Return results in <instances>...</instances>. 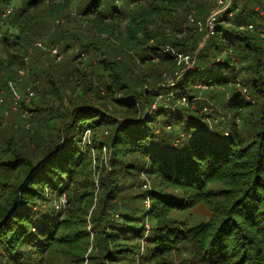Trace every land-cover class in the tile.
I'll return each instance as SVG.
<instances>
[{"label":"trees","instance_id":"trees-1","mask_svg":"<svg viewBox=\"0 0 264 264\" xmlns=\"http://www.w3.org/2000/svg\"><path fill=\"white\" fill-rule=\"evenodd\" d=\"M43 1L31 0L28 4L36 6ZM103 1L87 0L78 14L93 17L91 28L96 32L113 35L125 12L115 13L113 0L108 4ZM131 1L143 12L138 13L134 8L128 14L132 15L134 32L127 36V42L133 51H125L122 47L121 50L132 60L131 54H138L135 56L140 58L142 65L134 58L136 68L140 69L138 72L134 69V75L137 80H143L145 86L138 87L135 92L130 90L123 77L121 61L104 59L101 68L109 78L106 88L98 90L102 91V98L115 99L125 110L124 115H128L129 124L121 123L104 108L90 104L93 102L76 103L67 114L44 102L50 93L61 95L60 90L66 83L74 84L76 92L79 89L85 93L96 91L91 76L81 72V65L76 67L75 63L76 71L60 83L51 74L46 76L39 66L34 78L42 84L26 110L40 122L31 129L19 125L21 119L29 124L34 119H24L11 108V114H4L6 118L0 113V140L3 142L0 175L8 173L13 177L15 174L8 203L0 211V261L62 264L56 263L51 255L56 251L69 264H84L86 258L90 264H137L135 255L145 239L149 245L143 259L147 258L151 264H176L171 257L180 245L191 247L193 257L201 264H264V102L256 108L253 98L247 101L236 88L238 79L231 76L236 63L242 61V69L248 72L242 84L256 100L259 96L264 100L263 39L249 29L238 31L222 23L204 47L199 46L202 34L196 35V32L184 39L168 37L166 32L158 37L154 31L149 32L151 15L162 17L177 30L190 14L203 19L213 4L209 0ZM11 2L0 0V16ZM145 2L147 5H142ZM233 3L239 10L234 26L245 27L252 23L257 30H264V17L254 10L256 6L264 9V0H233ZM62 6L53 4L48 11L56 13ZM18 12L14 23L23 16L27 18ZM223 21H229L228 12L220 19ZM26 27L27 24L22 25ZM42 28L39 26L31 36L43 33L39 32ZM58 31L61 35L50 37V46L44 44V48H61L60 41L64 38L77 42L66 27ZM46 32L47 36L53 34ZM27 34H17L14 39L7 35L2 37L3 46L14 50L7 61L0 58L5 75L12 67L24 64L23 54H26L29 37L31 45L34 43L31 36L26 38ZM94 36L83 33L80 48L92 51L89 54L91 62L104 56L94 43ZM151 39H157L153 48L162 56L160 62H144ZM167 44L186 53L198 50L197 60L194 68L170 88L173 91L168 101L156 104L157 108L153 109L152 103L159 94L156 89L162 80L160 69L174 59L170 53L158 49ZM225 46L231 51L220 58ZM234 53L237 61L232 57ZM7 85L6 82L2 87ZM80 85L83 86L77 87ZM198 91L204 96L200 97L203 93ZM116 92L121 95L114 97ZM208 102L228 108L235 117L239 114L241 128L207 111ZM0 106L6 107L5 104ZM248 109L259 111V126L249 141L245 134L252 132L253 127L242 113ZM109 149L110 173L107 164L98 163L93 157ZM102 167L99 191L102 201L97 205L94 170ZM143 171L152 177L155 187L146 194L135 190L141 183L138 175ZM212 185H218V189L211 188ZM46 188L51 189V197H46ZM64 192L67 203L63 210L72 220L64 218L65 211L56 208L58 197ZM146 195L151 199L150 212L144 207ZM202 203L212 211V216L205 221L193 218L179 221L170 216L173 211L183 213ZM148 221L153 223L150 233H146ZM152 235L155 237L151 238ZM65 244L73 246L74 255L69 251L63 253L61 248Z\"/></svg>","mask_w":264,"mask_h":264},{"label":"rangeland","instance_id":"rangeland-1","mask_svg":"<svg viewBox=\"0 0 264 264\" xmlns=\"http://www.w3.org/2000/svg\"><path fill=\"white\" fill-rule=\"evenodd\" d=\"M31 0H15L14 1V5H15V11H14V15L11 19H9V21L7 23H5L0 30V58L3 59V61H7V58L11 57V54L14 52L12 47H7V46H3L1 39L4 35H7L10 39H14L15 35L17 34H22L24 33H28L26 35L27 36H31V32L35 31L36 29H38L39 26H42L44 28L40 29V31H44L43 33L40 34H33L32 37V41H37V40H41L43 42V44H46V46H50V42H49V38L50 37H54L56 38V36L58 34L61 35L60 31H58L61 27H66V25H69L71 28L70 33H72L73 38H75V40L77 42H75L72 38H64L60 41V45L61 48L59 47H53L57 48L59 51V54L62 56V58L59 56H53L49 51H44L42 54V60L43 61H39V66L41 68V70L43 71V73L48 76L49 74H51L55 80H59V83L62 82L63 79L70 77L71 74H73L76 69L74 66V63L76 65V67H79L78 65H81L79 68V70L81 72H85V74L87 76H91L90 79H92V81L95 82V85L93 86L94 88H96V91H92L94 92L92 95V92L90 93H85L82 89H79L76 92V89H74L73 87L74 84H68L66 83L65 86H63V89L60 90V94L61 95H57L55 96L54 94L50 93L49 94V98H44V102L46 104H49L51 107H53V109L57 110L58 108L60 109L59 111H63L66 114L69 113L73 107L74 104L79 103L82 104V102H93L90 104H94V105H98L101 108H104L105 110H107L109 112V114L113 117H116L121 123L123 124H129L131 121L126 118L128 115H124V109L121 108V106L115 101L114 98H110V100L108 101V99L102 98L103 94L102 91L106 88V82L108 81V76H104V72L102 71V63L104 61V59L109 60V61H115V60H120L121 62L119 63L120 65H122L123 67V77L124 80L126 82V84L128 85V87L130 88V90L132 91H136L138 89V87L143 88L144 85V81H139V79L137 80L135 78V73H134V69L136 72L140 71L139 68H136V64L134 63L136 59L137 63L142 65V61L140 60V58L136 57L135 55L137 54H131L133 56V60L132 58H130L129 56L126 55V53L124 51L121 50V47L125 50L129 49V45H131L128 41V35L130 36V34H133V29L131 26V20H132V15H128L132 9L135 8V10L138 11V13H142L143 10L142 8L139 9L138 4L136 2L133 1H126L123 0L124 3H122V0H113V5L116 6V8L114 9L115 13L116 12H125V17H123V19L118 22L116 24V27L114 28V33H112L113 35H109L103 32H96L94 28H91V19H94L93 17H78L76 15H73L72 13L75 12L77 10V13L81 12V9L84 7L85 3L87 0H49V3L47 2L48 0H44L42 3H40L39 5H30L28 4V2ZM111 0H104L103 3L108 4L110 3ZM191 2H193V0H190ZM228 2H230V0H227ZM233 0H231L232 2ZM209 2L213 5H211V11L210 13L203 17V19H199V18H195L193 17V14H190L188 16V18L186 20L183 21V23L180 26V29L176 28H172V25H169L168 23L165 22L164 19H161L162 17L158 16V15H151V18L148 22V27H149V32H153L156 34H159L158 37L162 36V34L164 32H166V35L168 37H174V38H180V39H184L186 38L191 32H196V35H201V40H200V47H204L205 43L211 38L212 36V32L208 34V30L205 28L206 24H207V20L211 14L212 11L217 10L219 3L217 2V0H209ZM126 3V5H125ZM53 4H61L63 5L56 13L55 12H49L48 10H50L53 7ZM128 4L130 5V7H132L130 9V7L128 6ZM145 3H142V5H145ZM147 5V4H146ZM126 7V9H125ZM21 11L23 13V15H26L27 18H25L23 15V17L21 19H18L16 23H14L15 19H16V14L18 12ZM220 9V8H219ZM255 11H257L261 17H264V9L260 8L259 6H256L254 8ZM230 11V13H233L232 15L229 14V21L227 22H222V25L228 26V27H234L235 29H237L238 31H247V28L245 27L243 29L242 26H234V19L236 18V16L238 15L239 10L235 9V4H232V8H228L226 10V12ZM2 12V11H1ZM18 12V13H19ZM192 12V11H191ZM225 12V11H224ZM225 12V13H226ZM97 15V14H96ZM124 16V14L122 15ZM1 17V16H0ZM121 18V17H120ZM194 19V22L191 23V19ZM220 18L222 19V16L220 15ZM57 21H59L61 24L55 27V23H57ZM25 24L28 25V27L26 28H22V25L24 26ZM252 24V23H250ZM248 24V25H250ZM254 25V24H253ZM174 27V25H173ZM262 28H259L258 30H261ZM46 30L49 32H52V35L47 36L46 35ZM187 30V33H186ZM191 30V31H190ZM263 30V29H262ZM198 32V33H197ZM256 32V33H254ZM251 33L257 34L259 35V33L257 31H254ZM83 33H89L94 36V43H96V46L98 49H100V53L104 54V56H101L99 58V61L97 58H95L92 62L90 59V52L92 51H87V50H82L81 48V42H82V36ZM141 33V32H140ZM138 34V33H137ZM136 34V36H137ZM134 36V35H133ZM141 36V34L139 35ZM165 36V35H163ZM136 40V39H135ZM28 43H27V51L26 54H23V61L25 56L28 54V51L30 49V47H32L31 42H30V37L28 39ZM260 41V40H259ZM262 41V40H261ZM159 42V40H158ZM263 42V41H262ZM24 43V42H23ZM137 43V41H136ZM135 43V44H136ZM264 43V42H263ZM68 46V49L65 50L66 46ZM157 45V39H151L148 42V47H150V49H148L147 53H144V58L145 61H153V62H160V60L162 59V56L157 55L154 52V46ZM132 46V45H131ZM135 46V45H134ZM71 47V48H70ZM159 51H162L163 53H170L171 55H173V60L172 63L166 64L165 67L163 69H160V82L158 83L157 89H156V93H159L155 99V101L152 103V107L153 109H155V105H159V103L164 102L163 104H165V101H168L169 96L172 94L171 92L173 90H171L170 88H172V86L169 84L171 82H177L178 80H176L178 77L180 78L181 76H184L189 70L188 69H193V67L195 66V62L197 60V57H195V54L198 50L191 52V53H186L184 51H179L176 50V48L172 47V45L167 44V45H161L159 48ZM225 50H223L222 55L220 58L225 57V54H227V52L230 50L229 47L224 48ZM38 50H42V49H37L34 51V53ZM125 50V51H126ZM132 47L129 49V52H132ZM227 51V52H226ZM83 52L86 54L85 58L80 57V53ZM33 53V54H34ZM178 53H184L185 55L189 56L190 59L195 57V61L194 63H192V61L186 62V59H182L181 62L178 59H176ZM138 55V54H137ZM32 56L31 55V59H30V71H32ZM74 57V59H73ZM233 59H235L236 61L237 56L236 53H234V55L232 56ZM135 58V59H134ZM73 59V60H72ZM189 59V60H190ZM74 61V62H73ZM101 63V64H99ZM41 64V65H40ZM141 65H139V67H142ZM193 65V67H192ZM24 66V64L22 66H18V67H12V72L9 75H5V73L3 72V68L0 67V72L2 74V76L0 77V94H3V96L5 97V102L4 104L6 105L7 108V104L10 103V108L11 111L12 110V99L14 96V93H20V94H24L27 87V80H25L23 83L18 84V85H22V89L18 88V85H16L15 87H2L6 82L8 84V82L12 79H14V77L18 76V72L22 67ZM242 66H244L241 63H236V67L234 69V72H232L233 74L231 76H236L235 78L238 79L237 80V90L239 92H241L242 96L245 97V99L247 101H251V99H254V103H255V107L257 108L258 106H262L264 100L262 99V96H259V99L256 100L255 97L252 96V94L248 91V87L244 86L243 83V79L245 77V79L248 77V72L247 70H243ZM10 69V70H11ZM84 69V71L82 70ZM9 70V71H10ZM188 70V71H186ZM17 72V73H16ZM236 73V74H234ZM139 74V73H137ZM227 74V73H226ZM228 75V74H227ZM225 76V74L223 75V77ZM108 77V78H107ZM49 78V77H48ZM138 78V77H137ZM31 80L32 81H37L38 86L40 87V85L42 84L39 79L34 78L32 72H31ZM174 80V81H173ZM35 83V82H34ZM56 83V82H55ZM111 83V79L109 81V84ZM30 85V82H29ZM112 85L114 86V82L112 80ZM83 85L77 86V87H81ZM117 87V85H115V88ZM111 89V88H110ZM166 89V92H164ZM168 89V90H167ZM98 90H102V91H98ZM120 90V87H119ZM201 91V90H200ZM198 91V92H200ZM12 92V93H11ZM54 92V91H52ZM138 92V91H137ZM203 93V92H200ZM121 93L120 92H116L114 93V97H118L120 96ZM63 97L62 100L58 99L60 97ZM200 97L204 96V93L199 95ZM33 101V100H32ZM31 101V102H32ZM31 102L28 105H31ZM260 103L259 105L257 103ZM210 102H208V105H206V110L207 111H211L212 113H214L216 116H220L221 118L227 120V122H235L237 123L236 127L241 128L238 124L240 123V118L241 116L238 114L235 117V114L233 112H231L228 108H223L220 107L219 105H215L213 103L209 104ZM254 105V104H253ZM3 106H0V113L1 114H11L10 108L5 111V109H3ZM157 108V107H156ZM157 110V109H156ZM5 111V112H4ZM57 111L56 115H59ZM155 111V110H154ZM29 113H31L30 118L34 119L33 121L29 122L27 120H23L21 119V124L19 126L23 127L24 129H31V127H33L34 124H38V122H40L37 118H34V114L28 110ZM55 112V111H54ZM146 112L148 113V110H146ZM243 114H245V120L248 121L252 127H253V131L250 133H246V139L249 141L251 139L254 138V135L257 132L258 126H259V122L257 120V115L259 114V111H255V112H251L250 109L243 111ZM4 117L6 118V116L4 115ZM50 117V114L48 113L47 115V119ZM242 120V118H241ZM45 121V120H44ZM2 123L4 122L3 120L1 121ZM45 123V122H44ZM26 125V126H25ZM46 125V123H45ZM1 127V126H0ZM29 127V128H28ZM243 127V126H242ZM88 133V131H86L85 133V137L86 134ZM30 135V134H29ZM84 137V139H85ZM0 139H2V135H1V128H0ZM3 146V142L2 140H0V151L2 153V148ZM111 155V150H103V152L98 155L96 154L95 156L93 155L94 159H97V162H102L104 164H107L106 168H107V172L110 173L111 172V167L112 165L109 163L110 157ZM95 164V163H94ZM102 172H104V168H100L99 170L95 169L94 170V181H95V185H96V189H95V200L97 201V205L98 202H101L102 200V193L99 192L100 191V176L102 174ZM14 176L12 177L11 175H9L8 173H4L0 175V211L3 209V207L6 205V203H8L7 198L9 197V194L12 190V185L14 184V179H15V174H13ZM16 179L17 176H16ZM66 179V178H64ZM128 181H130L129 178H127ZM138 179L141 182L140 184L136 185V189L137 191L142 190L144 192V194L147 193L148 190L154 189V184H153V179L152 177L145 173L144 171L139 173L138 175ZM1 181H6L8 184L4 185L1 183ZM18 182V181H17ZM130 184V183H129ZM213 189L217 190L218 189V185H212ZM131 192V191H130ZM127 193V192H126ZM125 193V194H126ZM45 195L46 197H51L52 192L50 188H46L45 191ZM59 201L57 202V211H65L64 213V218L67 219H71L72 218L69 215H66V210L63 208H65L66 203H67V195L64 192L63 194H60L58 197ZM144 202V207L146 209L147 212L151 211V199L149 195H146V197L144 196L143 199ZM73 213V212H72ZM170 216H172V218L177 219V220H183V219H190L192 220V218L195 221H205L207 219H209L212 216V211L211 208L206 205V204H198L196 207L180 213V211L177 212H172V214H170ZM147 226V232L146 233H150L152 230V225L153 223L151 221H148L147 223H145ZM91 232V229L89 230ZM155 236L152 235L151 238H154ZM141 243V248L138 250V252L136 253L135 257L137 260V264H151L149 262V260L143 259V256L147 254V249L146 246L149 245V241L148 244L147 242L143 241ZM61 249H64L63 253H67V251H69L71 254H73L76 250L73 249V246L71 244H65L62 246ZM178 251H175L174 254L171 257V261H173L176 264H201L200 261L198 260L197 257H193V251L191 249V247L187 246H182L180 245L178 247ZM89 253V250H88ZM52 257L54 258L55 262H61L62 264H69L68 260H65L64 257L61 256V253L58 252L56 253V251H53L51 253ZM74 255V254H73ZM140 261V262H139ZM139 262V263H138ZM53 263V261H52ZM0 264H9L7 260L2 259L0 261ZM84 264H90L88 261V258H86Z\"/></svg>","mask_w":264,"mask_h":264},{"label":"built area","instance_id":"built-area-1","mask_svg":"<svg viewBox=\"0 0 264 264\" xmlns=\"http://www.w3.org/2000/svg\"><path fill=\"white\" fill-rule=\"evenodd\" d=\"M14 1L15 0H12L11 3L6 5V7L4 8V10H3L2 14H1V17H0V30H1V27L5 23L8 22L9 18L13 15V13L15 11ZM217 2L219 3L218 9L212 11L210 16H209V18H208V20H207V24H206V27H205L208 30V34L207 35H209V33H211V32H212V35H213V33H214L215 29L217 28V26L220 23H222V22H220V19H221L220 15L223 16V14L226 12V10L228 8H230V7L232 8L231 0H230V2H228L227 0H217ZM228 13L230 15L233 14V13H230V11H228ZM72 14L76 15V16H78L80 18L82 17L80 14L77 13V10L75 12H73ZM190 19H191V23L194 22L193 18H190ZM224 22H226V21H224ZM60 24L61 23L59 21H57V23H55V27L54 28L58 27ZM242 27H243V29L246 27L247 30L249 29L251 31H258L259 32V30H257L253 24L246 25L245 27L242 26ZM186 33H187V30H186ZM259 35L264 41V30H260ZM41 48L42 49L44 48V44H43V42L41 40H37V41H34V43H32V47H30V49L28 51V54L24 58V66L19 71L17 70L18 76L14 77V79H12V80H10L8 82V86L15 87L16 85L23 83L25 80L28 81L27 84H26L27 89H26L25 93L23 95L20 94V93H14V96H13V99H12V110H13V112L21 114V116L24 119L30 118L31 113H29L28 110H26V106L35 97L36 90H37V87H38V84H39V82L37 84V81H32L31 80V71H30V66H29L30 65V59H31V55H33L34 51L37 50V49H41ZM50 53L53 56H58V57L60 56L62 58V56L59 54V51H58L57 48H54V49L52 48ZM196 54H195V57H196ZM79 55L82 58L86 57V54L82 53V52ZM176 55H177L176 59H178L180 61L179 63H182L181 62L182 59H186L187 60L186 62H189V63L191 61H192V63H194V61H195V57L190 59V57L185 55L184 53H178ZM192 67H193V65H192ZM188 70L190 71L191 69H188ZM188 70H186V71H188ZM178 79H179V77L176 80H178ZM29 82H30V85H29ZM175 84H176L175 82H171L169 84V86L170 85L174 86ZM4 102H5V97L3 96V94H0V105H3ZM154 107L156 108V105Z\"/></svg>","mask_w":264,"mask_h":264},{"label":"crops","instance_id":"crops-1","mask_svg":"<svg viewBox=\"0 0 264 264\" xmlns=\"http://www.w3.org/2000/svg\"><path fill=\"white\" fill-rule=\"evenodd\" d=\"M48 3H49V0L47 1ZM66 28L67 29H70V26L69 25H66ZM42 49V48H41ZM52 49V48H51ZM51 49H49V47H46V48H44V49H42V50H38V51H36L34 54H33V56H32V74H33V76H34V74L35 73H37L38 72V70H39V63L41 62V60H42V57H43V55L42 54H44L43 52L44 51H51ZM40 61V62H39ZM39 62V63H38ZM12 72V69L10 70V71H7V73L8 74H6V76L7 75H9L10 73ZM22 85H18V88L19 89H22ZM39 87V86H38ZM10 108V103L9 104H7V108L5 107L4 109H5V111H7L8 109ZM4 111V112H5Z\"/></svg>","mask_w":264,"mask_h":264},{"label":"bare ground","instance_id":"bare-ground-1","mask_svg":"<svg viewBox=\"0 0 264 264\" xmlns=\"http://www.w3.org/2000/svg\"><path fill=\"white\" fill-rule=\"evenodd\" d=\"M13 15H14V13H13ZM13 15H12V16H13ZM12 16H11V17H12Z\"/></svg>","mask_w":264,"mask_h":264}]
</instances>
